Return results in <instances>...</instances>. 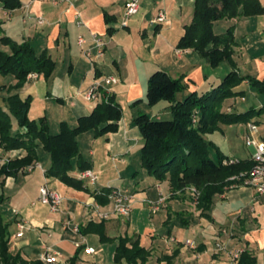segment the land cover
<instances>
[{"label":"crops","instance_id":"obj_1","mask_svg":"<svg viewBox=\"0 0 264 264\" xmlns=\"http://www.w3.org/2000/svg\"><path fill=\"white\" fill-rule=\"evenodd\" d=\"M19 1L21 7L10 10L5 9L0 0L2 35L17 43H30L37 55L46 53L55 64L49 78L34 74L21 90H13L11 94L33 98L29 118H46L53 135L60 133L63 123L75 129L78 120L91 115L102 102H88L82 94L95 82L114 76L119 83L109 90L122 108V119L117 132L96 137L90 131L77 138L82 158L98 176L96 184L84 181L89 191L47 178L51 157L42 147L37 150L35 167L22 170L16 177L1 179L0 196L4 201L0 213L10 224V252L42 264H45L42 256L47 252L58 255L57 264H128L125 260L117 262L115 257L120 238L130 237L139 239L140 245L151 252L147 264H236L244 250L257 257L258 264H264L263 195L258 196L253 188L243 183L235 184L226 188L224 194L215 195L210 211L202 214L193 196L194 189L172 193L167 181H156L142 168L143 142L134 120L139 114L160 120V110H170L168 102L159 109L162 102L154 107L148 105L150 76L157 70H164L174 79H181L186 86L178 95V100L182 101L193 92L211 90L233 71L227 62L213 68L193 50L177 49L185 27L192 22L195 0H140L139 13L128 19L125 26L122 23L128 0H66L57 6L49 0ZM259 1L264 5V0ZM160 13L165 14L164 22L156 21ZM218 23L214 26L216 34L235 28L233 58L238 74L263 79L264 15L225 20L219 33L216 31ZM95 36L103 44L102 58L97 57ZM79 38L86 40L83 47L78 44ZM0 49L8 51L3 46ZM86 51L91 55L87 56ZM16 83L14 76L7 82L0 80V90H3L0 94L7 93ZM236 90L246 92L243 100L250 92L262 103L247 81ZM9 96L0 97V106H5L4 99ZM35 106L39 108L34 110ZM224 126H221L222 133L210 135L209 139L228 158L251 160V157H235L222 151ZM245 126L247 134V123ZM81 147L89 148L88 152H81ZM25 156L23 150L8 152L0 147V165ZM142 171L147 176L139 179ZM80 173L75 164L70 176L78 179ZM43 185L63 196L58 212L38 202ZM105 188L121 189L135 201V197L157 201L162 196L165 201L159 213L164 212V219L153 222L152 215L151 225L144 230L139 227L140 218L144 216V213L137 214L139 209L132 211L138 218L135 219L138 229L132 225V214L128 219L91 220L90 205L98 204L92 193ZM134 200L133 209L138 204ZM251 203L258 204L259 218L244 214ZM101 206L106 210L111 208L109 203ZM148 209L151 212L149 205ZM256 210L250 211L255 214ZM91 222L96 225L88 226ZM102 222L103 229H97ZM79 229H83L84 234ZM147 235L149 241L144 243ZM185 240H194L196 248L186 246ZM217 245L226 248L219 249ZM89 247L95 249V254L86 252ZM236 252L240 254L234 260Z\"/></svg>","mask_w":264,"mask_h":264},{"label":"trees","instance_id":"obj_2","mask_svg":"<svg viewBox=\"0 0 264 264\" xmlns=\"http://www.w3.org/2000/svg\"><path fill=\"white\" fill-rule=\"evenodd\" d=\"M2 2L5 9L21 7L19 0ZM261 15H264V5L259 0H195L192 22L185 27L177 49L193 50L213 68L227 62L233 71L211 90L193 92L179 101L178 95L185 91V84L168 72L157 70L148 81L147 103L151 107L163 101L170 103L172 119L154 120L146 114H139L134 120L143 142L142 168L156 181H167L172 193L195 189L197 193L193 192V196L197 198V207L202 214L210 211L215 195H222L226 188L242 183V180L232 178L249 172L253 166L251 160H240L238 164L225 166L223 162L228 157L209 136L222 133L221 126L224 125L264 123V78L238 74L233 58L235 28L230 27L225 33L216 34L214 26L220 21ZM0 46L8 48V51L0 49V76H14L17 81L9 88L10 92L21 90L30 74H43L46 78L51 76L55 64L46 53L37 55L30 43H17L3 36L1 27ZM245 81L262 99L261 106H252L242 113L223 112L222 105L226 100L245 96L246 92L236 90ZM4 102L5 106H0V147L8 152L23 150L26 156L0 165V181L3 177H16L22 170L35 167L37 150L42 147L51 157L47 178H56L69 187L89 191L83 180L70 176L75 164L81 172L90 170V164L80 154L77 138L90 131L96 137L117 132L122 108L114 97L111 95L107 102L99 103L91 115L80 118L77 128L71 129L63 123L57 135L51 134L46 118H29L33 102L31 96L22 97L15 93ZM111 192L112 189L105 188L92 195L98 204L107 205ZM3 201L4 197L0 196V205ZM95 225L91 222L88 226ZM103 225L104 222L96 227L102 230ZM9 227L10 224L0 213V264H42L39 261L29 262L20 254L10 252ZM79 230L84 234L83 229ZM150 256L151 252L140 245L139 239L124 237L119 240L115 260L147 264ZM236 264H258V259L244 250Z\"/></svg>","mask_w":264,"mask_h":264},{"label":"built area","instance_id":"obj_3","mask_svg":"<svg viewBox=\"0 0 264 264\" xmlns=\"http://www.w3.org/2000/svg\"><path fill=\"white\" fill-rule=\"evenodd\" d=\"M49 1H51L53 5L57 6L60 3L65 2L66 0ZM139 11L140 0H128L125 4L124 21L122 23V26H125L127 20L137 15ZM156 21L164 22L165 14L160 13ZM93 41L96 44L95 46L97 49V57L102 58L104 56L103 44L96 36L94 37ZM78 44L79 46L83 47L86 44V40L84 38H79ZM86 55L90 56L91 53L89 51H86ZM118 83V78L114 76H109L104 78L101 82H95L82 95L84 99L88 102H107L108 98L111 96L109 87ZM247 130L248 132L244 137V141L247 147L254 149V153L251 156V162L253 163V166L249 172L242 173L238 178L233 179H237L239 181L242 180L243 185L253 188L258 196H262L264 195V123L260 125L249 122L247 123ZM239 162L240 160L238 159L228 158L224 160L223 164L225 166H229L238 164ZM78 179L88 181L91 184H96L98 181V176L93 171L87 170L85 172H81L78 175ZM194 192L197 193L195 189ZM63 201L64 198L58 191L48 188L47 185H43L40 188L38 202L44 206L49 207L52 212H58ZM164 201L165 199L162 197V199L158 203H150V210L153 213L158 212L161 205H163ZM109 204L111 208L108 210L104 209L101 205L97 203L91 204V220L108 221L114 218H129L133 211V196L126 194L121 189H114L109 195ZM20 227L22 229L24 228L23 225H21ZM75 232H78V228L75 229ZM185 245L191 249L196 248L195 243L191 240H187L185 242ZM217 247L219 249L226 248L220 245H217ZM86 252L89 254H95V249L89 247L86 248ZM239 254L240 252H236V254L234 255V260L238 258ZM42 261L45 264H57L59 262V258L57 254H49L47 252L42 256Z\"/></svg>","mask_w":264,"mask_h":264},{"label":"rangeland","instance_id":"obj_4","mask_svg":"<svg viewBox=\"0 0 264 264\" xmlns=\"http://www.w3.org/2000/svg\"><path fill=\"white\" fill-rule=\"evenodd\" d=\"M140 9H141V2H140ZM224 21H221L217 24L216 26V31L217 33L220 32L219 30V27L223 26V23ZM34 76V74H30L28 78H32ZM11 78V76H7L6 78L3 77V76H0V80H6L9 81ZM250 86V85H249ZM0 91H3V90H0ZM13 91L9 92V90H7V93L5 94H0V97L2 96H6V95H11ZM164 104H167V102H162V105H160L159 108H162L161 106H164ZM261 105V101H258L256 99H254V97L251 95L250 92H247V95H246V100H243L242 97H239V98H235L234 100H226L223 105H222V111H225V112H229L230 110L229 109H232L233 111L235 110L236 112H239V113H242L246 110H248L250 107L252 106H255V107H260ZM39 108V106H35L34 107V110ZM166 112H168L167 114L168 115H165ZM160 113L162 114L160 120L162 121H168V120H171L172 119V115L170 113V110H167V109H161L160 110ZM53 116V114H52ZM33 117V115H32ZM15 128H17V126L15 125ZM263 130V128H262ZM246 135V126L245 124H237V125H226L224 126V139L222 141V144H220V147L222 149V151L224 152H227L228 151V154L231 155V156H235V157H240V158H249L251 157V155L254 153V149L253 148H249L246 146L245 144V141H244V136ZM89 148H86L84 149L83 147H81V152L82 151H85V152H88ZM142 176H147L146 175V172L145 171H142L141 174H139V179H141ZM232 180H236V181H239L237 179H233ZM194 192V190H193ZM197 192V191H196ZM264 196V195H263ZM263 198V197H262ZM136 201L134 200V202H137L138 201V204L137 206L133 209V210H142V211H139L137 210V214H140V213H144V216L140 218V225L139 227L141 228V230H144L146 229V227H148L149 225H151V216L153 215L155 220L153 222H156L157 220L159 222H161V219L163 220L165 215H164V212L162 213H159L160 210H162V208H160V210L156 213H153L152 211H148V205L150 203H153V204H156L158 203L161 199H162V196L160 198H158L157 201H154V200H151V199H146V200H143L142 197H135ZM148 202V204H147ZM245 204V203H244ZM258 204H249L247 205V210L244 211V214L247 213L253 217H258L259 218V215L261 214V211L258 210L257 208ZM254 208V209H257L256 210V213L252 214L251 213V209ZM133 213V212H132ZM158 214V215H157ZM264 216H262L261 219H263ZM123 219V218H122ZM128 219V218H127ZM135 219H138V218H135V216L132 214L131 215V222H132V225L133 227L135 226L137 229H138V226H137V223L135 222L136 220ZM158 222V223H159ZM264 224V223H263ZM185 236H183L184 238ZM147 241H149V238H148V235L145 236L144 238V243H146ZM191 241H194V240H191ZM186 242V240L184 241V243Z\"/></svg>","mask_w":264,"mask_h":264}]
</instances>
